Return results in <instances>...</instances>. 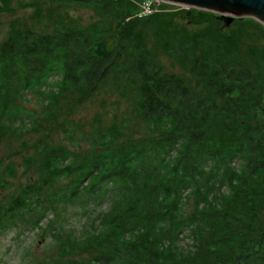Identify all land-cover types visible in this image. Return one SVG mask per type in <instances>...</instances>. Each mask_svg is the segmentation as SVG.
Returning a JSON list of instances; mask_svg holds the SVG:
<instances>
[{
  "label": "trees",
  "instance_id": "trees-1",
  "mask_svg": "<svg viewBox=\"0 0 264 264\" xmlns=\"http://www.w3.org/2000/svg\"><path fill=\"white\" fill-rule=\"evenodd\" d=\"M59 1L92 5L103 20L116 21V29L110 24L98 23L92 28L70 21L56 22L51 32H32L24 38L14 35L0 55V84L7 87L14 83L33 90L56 77L54 88L79 91L85 98L108 78L117 81L122 74L137 91L143 118L164 128L159 138L123 146L113 137L101 141L86 163L77 164L80 169L71 182L70 195L80 191L84 180L93 190L106 180L130 184L140 179L141 165L155 152L154 159L165 161L164 174L159 179L141 177L137 185L142 191L160 190V195L170 200L179 199L182 185L178 178L198 182L200 167L194 163L186 169L190 157L199 152L221 163L238 157L241 165L231 182L251 194L253 191L256 200L264 197V51L245 56L232 48L213 46L212 38L205 36L161 40L156 35L155 41L189 73L186 79L164 71L152 52L136 39L133 22L147 15L138 12L135 1ZM151 16L146 18V28H162L160 18L152 20ZM68 155L63 147L51 146L42 152V166L50 174H69L72 164L64 163ZM196 188L202 194L199 185ZM26 190L7 208L11 215L25 207ZM229 202L225 198L222 204L200 212L203 220L217 227L218 234L211 239L205 260H170L167 245L158 243L164 215L129 201L122 213L118 210L109 217L107 234L98 233L93 240L99 252L65 264H264V217L248 211L245 204L230 207ZM124 214L142 225L146 246L120 233ZM168 218L170 225L178 224L174 214Z\"/></svg>",
  "mask_w": 264,
  "mask_h": 264
},
{
  "label": "rangeland",
  "instance_id": "rangeland-1",
  "mask_svg": "<svg viewBox=\"0 0 264 264\" xmlns=\"http://www.w3.org/2000/svg\"><path fill=\"white\" fill-rule=\"evenodd\" d=\"M130 1H135L138 12L147 15L133 22L136 39L144 43L166 72L190 77L155 41L156 35L161 40L205 36L212 38L213 46L232 48L245 56L264 51V25L253 17H235L226 23L223 16L212 11L160 0ZM150 16L152 20L159 17L162 28L148 30L145 22ZM70 21L92 28L98 23L110 24L114 29L117 25L109 18L103 20L92 5L0 0V55L5 42L14 35L24 38L32 32H51L56 22ZM10 66L14 67L12 63ZM118 78H108L85 98L79 91L54 88L56 77L33 90L14 83L7 87L0 84V264H65L68 260L89 259L99 252L93 243L96 235L107 234L109 217L118 210L122 213L129 201L164 215L158 243L167 245L170 260L185 263L205 260L211 239L218 236L217 227L201 218L200 212L206 207H216L229 198L228 206L242 203L248 211L257 212L260 219L264 217V197L256 200L253 191L251 194L231 182L241 165L236 156L221 163L199 152L192 155L186 170L196 163L200 177L197 184L186 177L177 179L182 185L179 199L170 200L160 195V190L142 191L137 185L141 177L159 179L164 174L165 161L154 159L155 152L141 165L140 179L130 184L106 180L93 190L84 180L80 191L70 195L71 182L80 169L77 164L86 163L101 141L113 137L123 146L159 138L164 131L162 125L143 118L136 89L125 82L124 75ZM51 146L68 151L64 163L72 164L71 173L50 174L42 166V152ZM197 185L202 194L197 193ZM24 189L26 205L11 215L12 210L7 208ZM171 213L178 224L170 225ZM121 226V234L133 236L146 246L143 227L133 217L124 214Z\"/></svg>",
  "mask_w": 264,
  "mask_h": 264
},
{
  "label": "water",
  "instance_id": "water-1",
  "mask_svg": "<svg viewBox=\"0 0 264 264\" xmlns=\"http://www.w3.org/2000/svg\"><path fill=\"white\" fill-rule=\"evenodd\" d=\"M220 14L231 22L235 17H253L264 25V0H160Z\"/></svg>",
  "mask_w": 264,
  "mask_h": 264
}]
</instances>
